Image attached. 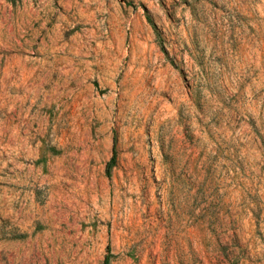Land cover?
<instances>
[{
  "label": "rangeland",
  "instance_id": "1",
  "mask_svg": "<svg viewBox=\"0 0 264 264\" xmlns=\"http://www.w3.org/2000/svg\"><path fill=\"white\" fill-rule=\"evenodd\" d=\"M107 246L264 264V0H0V264Z\"/></svg>",
  "mask_w": 264,
  "mask_h": 264
},
{
  "label": "trees",
  "instance_id": "2",
  "mask_svg": "<svg viewBox=\"0 0 264 264\" xmlns=\"http://www.w3.org/2000/svg\"><path fill=\"white\" fill-rule=\"evenodd\" d=\"M114 143H115V140L113 138L112 156H111L109 162L106 164V175L107 176H109L110 167L112 166V163L114 162ZM106 250H107V255L104 258L103 264H109V254H108L109 253V247L108 246H107Z\"/></svg>",
  "mask_w": 264,
  "mask_h": 264
}]
</instances>
